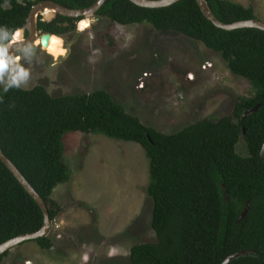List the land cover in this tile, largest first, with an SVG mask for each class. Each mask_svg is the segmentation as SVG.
<instances>
[{
  "label": "trees",
  "instance_id": "obj_1",
  "mask_svg": "<svg viewBox=\"0 0 264 264\" xmlns=\"http://www.w3.org/2000/svg\"><path fill=\"white\" fill-rule=\"evenodd\" d=\"M41 0H0V27L10 33ZM84 8L95 0H52ZM222 22L256 17L251 6L232 0H207ZM120 25L149 24L162 32L180 33L218 53L229 71L246 79L253 91L234 103L232 115L204 118L173 133H162L127 113L103 89L50 95L44 86L23 89L0 83V149L45 201L53 221L61 207L53 190L70 179L63 156L70 132L134 142L148 162L146 194L152 200L150 224L154 242L130 246L131 264H220L243 249L253 255L229 264H264V31H225L211 24L195 0L162 8H143L128 0H106L96 12ZM67 17L38 23L41 31L61 35ZM0 34V46L5 43ZM6 63L2 64V75ZM257 109L242 116L247 109ZM243 139L246 154L236 151ZM247 206L242 219L239 216ZM42 213L0 161V243L38 230ZM50 249L49 235L31 240ZM10 251L0 256L2 259Z\"/></svg>",
  "mask_w": 264,
  "mask_h": 264
},
{
  "label": "rangeland",
  "instance_id": "obj_2",
  "mask_svg": "<svg viewBox=\"0 0 264 264\" xmlns=\"http://www.w3.org/2000/svg\"><path fill=\"white\" fill-rule=\"evenodd\" d=\"M232 1L251 6L264 21V0ZM21 72L26 78H19ZM6 82L23 89L42 85L52 96L103 89L127 113L162 133L232 115L237 99L253 91L199 41L97 15L51 35L43 49L32 45L16 51L6 62L1 83ZM64 143L71 176L53 190L61 207L48 233L53 248L26 241L1 264H131V245L156 240L143 149L83 132L67 133ZM236 151L246 154L242 138Z\"/></svg>",
  "mask_w": 264,
  "mask_h": 264
},
{
  "label": "water",
  "instance_id": "obj_3",
  "mask_svg": "<svg viewBox=\"0 0 264 264\" xmlns=\"http://www.w3.org/2000/svg\"><path fill=\"white\" fill-rule=\"evenodd\" d=\"M106 0H95L91 5L84 8H69L61 5L52 0H41L31 6L25 20L19 24V26L13 31L9 39L0 46V83L2 79V64L10 60L14 56L15 52L21 48L28 46H39L45 48L48 45L49 38L52 34L49 32H41L37 25L49 23L57 15L67 18H77L78 25L81 21L95 16L96 12L105 3ZM132 4L143 8H162L171 6L172 4L180 0H128ZM202 15L215 27L225 31H232L243 28H254L264 31V21L258 17L233 21L231 23H225L220 21L214 13L211 11L207 0H195ZM66 26L67 23H62ZM158 31V30H157ZM162 32V31H159ZM174 33V32H173ZM15 36V39L12 36ZM39 40L38 44H35L36 40ZM47 91V90H46ZM258 105L253 108L247 109L243 112L242 116H246L257 109ZM260 159L264 162V142L259 151ZM0 161L4 164L6 169L13 175L20 186L25 192L33 199L42 213V224L38 230L19 234L12 238H9L0 243V256L10 251L19 244L35 240L37 238L45 237L48 235L52 221L49 218L48 208L43 198L36 192L27 179L23 176L17 166L3 153L0 149ZM247 211V206L239 216V220L242 219ZM54 244V243H53ZM53 248V246L51 247ZM50 248V249H51ZM254 251L251 249H243L238 252L229 254L224 258L220 264H229L238 257L253 255ZM131 263V262H130ZM30 264V263H29Z\"/></svg>",
  "mask_w": 264,
  "mask_h": 264
},
{
  "label": "clouds",
  "instance_id": "obj_4",
  "mask_svg": "<svg viewBox=\"0 0 264 264\" xmlns=\"http://www.w3.org/2000/svg\"><path fill=\"white\" fill-rule=\"evenodd\" d=\"M0 34H2L3 40L7 41L9 39L10 33L6 28L0 27ZM13 39H15V36H12ZM27 73L26 72H21L20 73V79L26 78Z\"/></svg>",
  "mask_w": 264,
  "mask_h": 264
},
{
  "label": "flooded vegetation",
  "instance_id": "obj_5",
  "mask_svg": "<svg viewBox=\"0 0 264 264\" xmlns=\"http://www.w3.org/2000/svg\"><path fill=\"white\" fill-rule=\"evenodd\" d=\"M69 19H71V20H70V21H63V22H62V23H67V25L65 26V28H66L65 31L71 29V28L73 27V25L76 24L77 21H78L77 18H76V19H74V18H69ZM75 20H76V23H74ZM41 32H45V31H41ZM141 81L143 82V80H141ZM139 88H140V87H139Z\"/></svg>",
  "mask_w": 264,
  "mask_h": 264
},
{
  "label": "built area",
  "instance_id": "obj_6",
  "mask_svg": "<svg viewBox=\"0 0 264 264\" xmlns=\"http://www.w3.org/2000/svg\"><path fill=\"white\" fill-rule=\"evenodd\" d=\"M141 85L143 84V82L141 81V83H140Z\"/></svg>",
  "mask_w": 264,
  "mask_h": 264
},
{
  "label": "bare ground",
  "instance_id": "obj_7",
  "mask_svg": "<svg viewBox=\"0 0 264 264\" xmlns=\"http://www.w3.org/2000/svg\"><path fill=\"white\" fill-rule=\"evenodd\" d=\"M37 40H38V39H37ZM37 40H36V41H37ZM17 57H18V56H17Z\"/></svg>",
  "mask_w": 264,
  "mask_h": 264
},
{
  "label": "snow or ice",
  "instance_id": "obj_8",
  "mask_svg": "<svg viewBox=\"0 0 264 264\" xmlns=\"http://www.w3.org/2000/svg\"><path fill=\"white\" fill-rule=\"evenodd\" d=\"M86 26V25H85Z\"/></svg>",
  "mask_w": 264,
  "mask_h": 264
}]
</instances>
